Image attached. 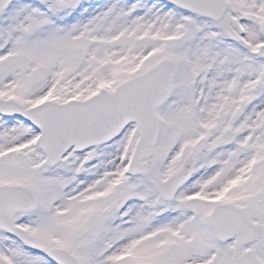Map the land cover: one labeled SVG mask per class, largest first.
<instances>
[{
  "label": "snow or ice",
  "instance_id": "1",
  "mask_svg": "<svg viewBox=\"0 0 264 264\" xmlns=\"http://www.w3.org/2000/svg\"><path fill=\"white\" fill-rule=\"evenodd\" d=\"M0 264H264V0H0Z\"/></svg>",
  "mask_w": 264,
  "mask_h": 264
}]
</instances>
